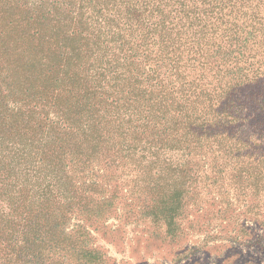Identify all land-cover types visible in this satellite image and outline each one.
Returning a JSON list of instances; mask_svg holds the SVG:
<instances>
[{
  "label": "trees",
  "instance_id": "1",
  "mask_svg": "<svg viewBox=\"0 0 264 264\" xmlns=\"http://www.w3.org/2000/svg\"><path fill=\"white\" fill-rule=\"evenodd\" d=\"M207 205L264 230V0H0V264Z\"/></svg>",
  "mask_w": 264,
  "mask_h": 264
},
{
  "label": "rangeland",
  "instance_id": "2",
  "mask_svg": "<svg viewBox=\"0 0 264 264\" xmlns=\"http://www.w3.org/2000/svg\"><path fill=\"white\" fill-rule=\"evenodd\" d=\"M221 208L207 205L192 211L174 240L165 239L163 230L147 222L126 223L122 218L110 221L105 231L96 234V243L106 251L108 264H264V230L247 221L244 224L254 230L252 235H230L232 225L212 218ZM242 212L237 208L235 214ZM124 213L122 208L121 216L125 217ZM77 223L73 222L69 230ZM103 232H107L105 239ZM259 235L263 236L261 244Z\"/></svg>",
  "mask_w": 264,
  "mask_h": 264
}]
</instances>
